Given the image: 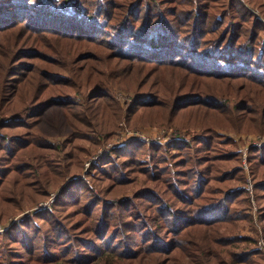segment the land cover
Returning a JSON list of instances; mask_svg holds the SVG:
<instances>
[{"label": "trees", "instance_id": "1", "mask_svg": "<svg viewBox=\"0 0 264 264\" xmlns=\"http://www.w3.org/2000/svg\"><path fill=\"white\" fill-rule=\"evenodd\" d=\"M120 123L197 131L78 176ZM228 130L264 133V0H0V224L58 190L0 264H264V143Z\"/></svg>", "mask_w": 264, "mask_h": 264}, {"label": "rangeland", "instance_id": "2", "mask_svg": "<svg viewBox=\"0 0 264 264\" xmlns=\"http://www.w3.org/2000/svg\"><path fill=\"white\" fill-rule=\"evenodd\" d=\"M12 17H17L16 20H22L24 18L23 16H20V13L16 16V14ZM22 17V18H20ZM27 20V17H26ZM15 28L13 29V40H16V45L15 47H23L24 49L28 47V45H24L23 43H27L29 41L34 40L33 35H23V31H25V28H21L22 22L14 24ZM35 27H38L37 25H34ZM17 30V31H16ZM6 31V30H4ZM23 35V36H22ZM21 36V41H19ZM29 36V37H27ZM33 37V38H32ZM27 38V39H26ZM2 40H5L2 37ZM19 41V42H18ZM18 42V43H17ZM191 131H197V129H176L174 127H169V128H161L157 126H141V127H127L123 123L119 124V127L116 128L114 133L111 135L109 140H102L103 142L101 143L100 146L94 151V154L89 156V160L83 162L82 164V170L78 173V176L84 177L85 172L88 170L90 163L95 162L100 156H103L106 154V152L116 146H121L125 145V143L129 142L130 140L134 138H140L146 143L150 142H161V143H167L173 138H180L182 134L185 135V133H189ZM228 136L233 138L236 142V147L238 149L245 151L247 147L250 145H257L264 143V133L258 134L256 132L248 133V132H239V133H234V131L228 130L227 133ZM66 138V135H55L51 136L48 141L51 143V145L58 146V152L60 155L65 154L66 152L69 151L70 145L67 142H64ZM103 139V138H102ZM246 154H243V159L245 158ZM130 189L125 190V192H122V198H124L126 195L125 193H129ZM97 191V190H95ZM98 192V191H97ZM58 193V190L50 193V197L47 198L46 200H43L40 202L38 205H35L32 208L26 207L24 210H21V212H16L15 214L11 215L9 219H7L5 222L0 224V234L2 233L1 231L9 228L16 220L22 219L27 215H32L35 211H42L43 209L46 208H51L52 204L55 201L56 194ZM121 197V196H120ZM249 229L243 228V231L241 234L244 235H252L251 232H248ZM57 252V251H56Z\"/></svg>", "mask_w": 264, "mask_h": 264}, {"label": "built area", "instance_id": "3", "mask_svg": "<svg viewBox=\"0 0 264 264\" xmlns=\"http://www.w3.org/2000/svg\"><path fill=\"white\" fill-rule=\"evenodd\" d=\"M244 154H245V152H244ZM244 161H245V158H244ZM258 247L263 251V253H264V243H263V241L262 240H259V242H258Z\"/></svg>", "mask_w": 264, "mask_h": 264}]
</instances>
